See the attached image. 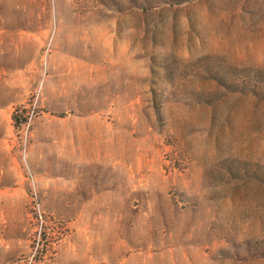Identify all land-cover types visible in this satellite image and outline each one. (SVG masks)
I'll list each match as a JSON object with an SVG mask.
<instances>
[{
	"label": "rangeland",
	"instance_id": "374dc122",
	"mask_svg": "<svg viewBox=\"0 0 264 264\" xmlns=\"http://www.w3.org/2000/svg\"><path fill=\"white\" fill-rule=\"evenodd\" d=\"M0 264H264V0H0Z\"/></svg>",
	"mask_w": 264,
	"mask_h": 264
},
{
	"label": "trees",
	"instance_id": "16d2710c",
	"mask_svg": "<svg viewBox=\"0 0 264 264\" xmlns=\"http://www.w3.org/2000/svg\"><path fill=\"white\" fill-rule=\"evenodd\" d=\"M11 118H12L13 121H15L16 118H15V114L14 113L11 115Z\"/></svg>",
	"mask_w": 264,
	"mask_h": 264
}]
</instances>
